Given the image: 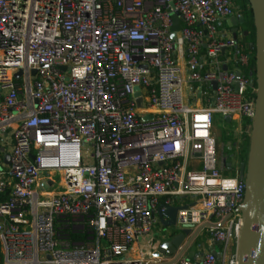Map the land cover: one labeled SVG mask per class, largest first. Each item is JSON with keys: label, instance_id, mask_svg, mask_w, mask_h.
Returning <instances> with one entry per match:
<instances>
[{"label": "built area", "instance_id": "1", "mask_svg": "<svg viewBox=\"0 0 264 264\" xmlns=\"http://www.w3.org/2000/svg\"><path fill=\"white\" fill-rule=\"evenodd\" d=\"M238 2L0 0V264H161L140 237L167 206L201 227L174 264H238L246 181L213 129L238 150L255 116Z\"/></svg>", "mask_w": 264, "mask_h": 264}, {"label": "water", "instance_id": "2", "mask_svg": "<svg viewBox=\"0 0 264 264\" xmlns=\"http://www.w3.org/2000/svg\"><path fill=\"white\" fill-rule=\"evenodd\" d=\"M248 1L253 13L256 35L254 73L257 90L255 96L256 110L252 122L248 157L247 161L241 162L239 166L240 176L245 178L246 181V190L241 206L242 225L237 243V261L238 264H264V0ZM244 22L243 16H232L229 19L228 26L235 38L243 28ZM248 33V30H244L245 36ZM20 74L21 71L16 76ZM138 105H141L140 101ZM149 118L151 117L146 119ZM225 120L231 122L229 116ZM228 147L232 149L230 142H228ZM6 159L7 161L10 160V154L7 155ZM224 163L226 167L231 168L232 162L224 158ZM177 211V207L167 206L164 211L159 208L157 216L164 226L174 227ZM165 217H167V220H165ZM200 229L201 227L193 233H191L189 227L171 230L170 237L161 244H156V246L159 247L160 253L166 257L175 255L172 259L161 264H174L178 258L185 255ZM211 252L217 258H221V253L217 248L212 247ZM200 254L202 256L203 252Z\"/></svg>", "mask_w": 264, "mask_h": 264}, {"label": "rangeland", "instance_id": "3", "mask_svg": "<svg viewBox=\"0 0 264 264\" xmlns=\"http://www.w3.org/2000/svg\"><path fill=\"white\" fill-rule=\"evenodd\" d=\"M227 26V24H225ZM228 27V26H227ZM214 134L218 146V153L221 156L222 154L224 157L228 159L229 162H232V166L230 168V171L232 172L233 169H235L237 166L241 164V157L237 153V151H232L228 147V139L229 137L227 135H231L234 138L236 136H239L237 133V123L234 122H227L223 116L220 114L216 115L215 123H214ZM222 145L223 152H222ZM56 180H60V173H57L55 176ZM174 228L164 226L161 222H159L156 227H154V231L150 234H146L144 236L140 237L141 243H153L157 242L159 240H163L164 238L170 237V231ZM194 247V245L191 246V248ZM220 250L221 247L217 246Z\"/></svg>", "mask_w": 264, "mask_h": 264}, {"label": "trees", "instance_id": "4", "mask_svg": "<svg viewBox=\"0 0 264 264\" xmlns=\"http://www.w3.org/2000/svg\"><path fill=\"white\" fill-rule=\"evenodd\" d=\"M238 6H239V11H241L245 19L243 28L249 31V33L245 36V40L248 42L249 49H251L249 70L253 72V75H252L253 83H254V86L256 87L255 73H254L255 72V62H256V47H255L256 35H255L253 13H252V9L250 7V3L248 0H239ZM227 136L229 137L228 139L229 141L236 142V138L233 139L231 135H227ZM241 138L242 140L239 144V149L237 150V148L232 144V147H233L232 151H235V152L237 151V153L241 157V161L246 162L247 157H248L249 146H250V135L243 134ZM69 236L71 239L85 238L84 235H79V234H74V233H69ZM1 253L2 252H1V245H0V256H1Z\"/></svg>", "mask_w": 264, "mask_h": 264}, {"label": "crops", "instance_id": "5", "mask_svg": "<svg viewBox=\"0 0 264 264\" xmlns=\"http://www.w3.org/2000/svg\"><path fill=\"white\" fill-rule=\"evenodd\" d=\"M228 21L229 19L225 20L222 24V26L225 28V29H228L230 30L229 26H228ZM225 24H227V26H225ZM244 28H241V33L240 34H243L244 35ZM0 144H4L5 146V153L4 154H7L9 155L10 151H11V147L13 145V139H12V136L10 137L8 135V133L6 135H0ZM6 155V157H7ZM5 157V159H6ZM7 160V159H6ZM192 246V245H191ZM191 246L187 249L186 253H185V256L187 258H191V259H195L198 255V251H197V247L196 245L194 244V247L191 248Z\"/></svg>", "mask_w": 264, "mask_h": 264}, {"label": "flooded vegetation", "instance_id": "6", "mask_svg": "<svg viewBox=\"0 0 264 264\" xmlns=\"http://www.w3.org/2000/svg\"><path fill=\"white\" fill-rule=\"evenodd\" d=\"M230 149V148H229ZM231 150V152H232V149H230Z\"/></svg>", "mask_w": 264, "mask_h": 264}]
</instances>
